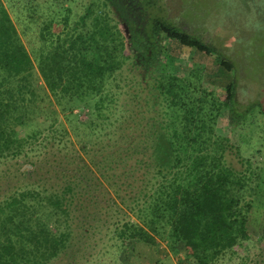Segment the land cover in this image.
Wrapping results in <instances>:
<instances>
[{
  "label": "trees",
  "instance_id": "trees-1",
  "mask_svg": "<svg viewBox=\"0 0 264 264\" xmlns=\"http://www.w3.org/2000/svg\"><path fill=\"white\" fill-rule=\"evenodd\" d=\"M76 1L22 0L29 51L0 0V264H76L103 231L120 264L161 242L185 264H264V225L259 243L249 230L264 169L241 156L235 79L219 97L164 43L234 64L164 0H90L73 20Z\"/></svg>",
  "mask_w": 264,
  "mask_h": 264
},
{
  "label": "rangeland",
  "instance_id": "rangeland-1",
  "mask_svg": "<svg viewBox=\"0 0 264 264\" xmlns=\"http://www.w3.org/2000/svg\"><path fill=\"white\" fill-rule=\"evenodd\" d=\"M2 1L9 10L23 42L31 51L28 41L35 35L36 29L33 24L32 28L28 27L31 19L23 8L22 0H16L20 1L16 6L10 0ZM89 1L77 0L72 4L73 20L83 14ZM162 4L176 25L198 35L205 43L220 51L227 61L234 64L235 72L229 73L221 67L216 56L207 57L172 42L164 43L166 53L176 58L181 72L196 70L197 74L203 73V79L209 84H214L219 97L224 95L227 83L234 77L237 89L233 116L242 121L239 123L240 136L238 137L237 132L230 133L229 136L234 145L238 144L240 139L243 158L258 161L264 169V0H164ZM64 5L67 6L68 3ZM180 12L183 18L187 17L193 22L181 19ZM47 13L49 16L52 11L40 7L35 19L42 23L45 19L43 14ZM239 114L244 116L239 117ZM81 119H86V116H81ZM71 137L75 140L72 132ZM237 137L239 139H236ZM76 147L80 148L78 144ZM80 154L84 156L82 152ZM229 159L240 169L236 156L230 155ZM23 165L24 161H21L19 167L22 170L26 167L31 168L29 165L25 167ZM1 169L3 171L12 169V172L15 166L11 168L5 165ZM11 172H8V181L13 178ZM107 196L115 199L117 203L120 202L112 189L108 190ZM263 225L264 208L256 205L249 222V230L258 243ZM83 241L86 242L84 243L86 249L79 255L76 264H120L113 248L115 241L107 236L106 232L92 234ZM129 264L185 263L180 261L179 256L172 255L161 242L157 248L139 245Z\"/></svg>",
  "mask_w": 264,
  "mask_h": 264
}]
</instances>
